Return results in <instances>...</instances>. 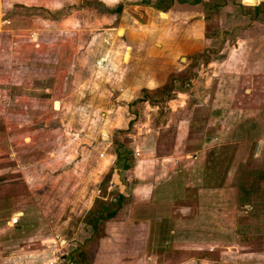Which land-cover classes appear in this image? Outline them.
<instances>
[{"label": "rangeland", "instance_id": "1", "mask_svg": "<svg viewBox=\"0 0 264 264\" xmlns=\"http://www.w3.org/2000/svg\"><path fill=\"white\" fill-rule=\"evenodd\" d=\"M98 1L0 0V264H65L70 251L89 240L92 228L85 219L87 203L97 187H102L100 196L105 195L118 169L114 165L103 171L102 151H112L113 145L107 146L114 136L123 137L119 130L132 118V131L126 135L139 141L154 134L157 123L163 134L158 152L168 155L176 144V120L190 119L197 130L191 135L194 138L201 132L216 134L214 124L221 125L234 110V99L243 106L252 97L245 102V118L253 116L249 107H257L256 114L258 107L264 111V44L257 42L252 53L241 54L242 60H233L232 55L220 65L213 60L208 66H196L200 78L188 88L192 92L188 97L175 92L161 110L148 102L140 105L138 114L128 112L127 102L136 97L127 88L129 76L138 67L144 78L147 75L148 68L142 69L147 66H140L141 55L158 57L161 50L170 59L171 69L186 70L190 54L200 50L208 41L206 35L217 28L219 13L207 20L198 3L202 0L176 2L170 10L157 0ZM242 22L247 23L246 17ZM169 71L166 67L162 73L165 76ZM251 79L255 81L247 97L244 87ZM220 88L226 92L218 94ZM172 100L187 101L175 118L169 105ZM225 123L227 127L231 124ZM214 142L218 161L212 166L217 175L213 174L211 184L218 185L230 178L227 168L236 148ZM189 143L181 148L196 147ZM172 183L181 186L183 181ZM217 194L225 197L222 191ZM224 208L217 209L207 227L211 235L217 233L210 240L216 243H207L210 238L206 241L208 246L216 245L211 258L264 264V228L255 232L256 220L248 210L242 209L236 218L233 210ZM13 214L21 216L17 226L9 225ZM237 224H250V228L237 234ZM117 231L111 229L113 234ZM122 236L91 243L89 259L123 264ZM244 244L238 251L231 247Z\"/></svg>", "mask_w": 264, "mask_h": 264}, {"label": "crops", "instance_id": "2", "mask_svg": "<svg viewBox=\"0 0 264 264\" xmlns=\"http://www.w3.org/2000/svg\"><path fill=\"white\" fill-rule=\"evenodd\" d=\"M207 1L209 0H202L199 4L203 6V3ZM225 1L227 5L219 10L218 16H215L217 27L227 30L239 26H245V28L231 42H225L219 53L221 57L215 59L217 65L225 63L232 55H234L233 60H242L243 52H247L249 55L257 42L264 44V0H257L256 4L247 3L253 0H247V2L244 0ZM243 17H246L247 23H241ZM255 19L257 21L253 22ZM135 21L137 20L135 19ZM253 33L256 36H253ZM210 42L211 40L208 39L204 45L202 43L201 49L208 46ZM262 50L264 55V48ZM160 51H158V57L146 54L139 58L140 66H147L142 69L148 68L145 78L139 73L140 67L129 76L130 85L127 88H130V92H135L134 99L140 95L143 89L155 90L162 87L167 81V76L182 72L175 68L171 69L172 66L168 62L170 59ZM134 56L135 53H133L135 62ZM166 67L170 71L164 76L162 70ZM250 71V77L255 79L252 76L255 73ZM252 79L244 87L247 97L254 85L255 80ZM224 82L225 80L222 81V83ZM219 91L218 94L226 92L221 88ZM181 96L188 97L187 93H179L178 97ZM249 100H252L251 96L247 98V101ZM245 102L242 106L237 100L232 101L231 109L234 110L230 111L223 121H220L221 125L217 122L214 124L217 133L212 136L204 135L201 132V136L198 134V137L191 138L192 133L197 131L194 123L185 117V119L176 120V144L173 153L168 155L158 152V145L163 134L158 132L160 127L157 126V123L152 129L154 134L145 135V138L142 137L139 141L132 139L135 145L130 146L134 156L131 168L116 169L113 174L114 179L117 170L119 171L121 185L116 184L115 179L112 180L111 184L106 186L104 196H100L102 187H97L87 203L86 217V214L92 212L97 215L113 213V217L105 223L103 236L93 244L104 243L109 238L123 235V264H239L234 260L228 262L224 260V257L219 260L211 258L210 253H214L216 245L209 244L208 246L207 243H216V241L210 240L211 238L214 240L217 233L212 232L211 235L207 232V227L210 218L213 219L217 209L225 210L226 206L233 210L232 214L234 213L236 218L241 217L242 209L248 210L254 218L252 220H256L254 223L255 232H260L264 228V111L262 112V108L258 107V114H256L257 107H249V109H253L250 112L253 116L247 115L248 118H245V114H243V110L247 108ZM128 104L129 101L126 108ZM169 105L172 117L175 118L178 109L187 107V101L172 100ZM229 121L231 124L227 127L225 122ZM164 127L167 129L169 126L167 124ZM229 128H231L230 131ZM138 135L136 134L134 137L137 138ZM216 138V141L220 142L219 146L234 144V148H236L229 160L231 165L227 168V178H230L225 181L222 179L218 185L211 184V177L213 174L217 175V168L212 167L218 161V152L213 148L216 147L214 142ZM189 140L191 141L189 144H196V147L192 146L188 150L181 148V145L184 144L183 147H185ZM241 145L246 147L240 148ZM107 147H112V144ZM242 151L243 155L239 154ZM102 152L101 166L104 167L103 171L108 172L115 165L117 155L113 149L111 152L106 149ZM136 153L138 155H135ZM195 156L196 159H194ZM193 165L195 168H192ZM180 179L183 181L181 186L171 184L172 181H180ZM240 181L245 182V187L250 191L248 200L243 204L239 201V191L235 187V185L238 188L242 186L239 184ZM193 190L194 193L191 194ZM225 190L228 191L225 193ZM221 191L225 197L218 196L217 193ZM207 192L211 193L207 194ZM179 193L181 196L178 195ZM191 195L193 196L191 197ZM250 210L253 211V215ZM85 219L87 220V218ZM90 227L92 232L89 233V238L94 233L93 226ZM122 227L123 232L119 231ZM219 228V226L216 227V229ZM248 228H250V224H239V226L237 224L234 230L237 229V234H242V229ZM111 229L116 231L118 229V231L113 234ZM243 237H246V234ZM220 245L223 246V244ZM231 247L238 251L244 249L245 244ZM227 248L230 249L229 246ZM97 263L99 264V262L91 260L89 264Z\"/></svg>", "mask_w": 264, "mask_h": 264}, {"label": "trees", "instance_id": "3", "mask_svg": "<svg viewBox=\"0 0 264 264\" xmlns=\"http://www.w3.org/2000/svg\"><path fill=\"white\" fill-rule=\"evenodd\" d=\"M160 1V5L162 7L167 8L166 10H169L172 6L176 4V2L186 4L188 1L185 0H157ZM169 1L168 7H166L165 3ZM199 1L198 3H200ZM98 4L103 3L102 1H98ZM227 5V2L224 0L223 4H220L217 0H209L207 2L203 3V11L207 14L206 19L210 20L212 19L217 12L219 13V10L222 7H225ZM242 5V4H241ZM244 6V5H243ZM101 7V6H100ZM162 7H159L162 8ZM164 14V13H162ZM254 18V16H252ZM257 21L256 19L253 20ZM252 23V22H251ZM245 28V26H239L232 29H220L219 27H213L212 33L210 35H206L208 39L211 40L208 46L200 50L199 52H194L190 54V62L191 64L187 65L185 68L186 70H183L180 73H172L170 74L167 83L163 85L162 87H159L155 90H148L143 89L140 93V95L132 100L128 105L127 109L128 112L132 114H138L139 107L142 104L150 103L152 106H158L161 110L162 104L166 100L173 99V95L175 92H181V93H189L188 88H191V85H193L195 79L200 78V74L195 70L196 66H208L210 63L214 62L215 59L220 58L221 55L219 54L224 46L226 41H232L235 39L242 31V29ZM215 57V59L213 58ZM214 60V61H213ZM178 89L180 91H178ZM185 89V91H183ZM209 92V91H208ZM161 93V97H157L156 94ZM166 99V100H165ZM138 110V111H137ZM132 124H133V118L130 122H128L127 127L125 129H120L119 133L123 135L121 136H114L112 145L115 154L117 155V161L115 162V166L118 167V169H129L132 166L134 156L132 148L130 147V144L132 142V139L129 138L126 134L128 132L132 131ZM231 163V161H230ZM242 185L239 191L238 186L235 185L237 190L239 191V201L241 204L243 202L248 200V196L250 191L248 188L245 187V182L240 181L239 183ZM234 187V186H233ZM113 217V213H104L103 215H95L93 212L88 214L87 222L93 226L94 233L92 237L89 238V240H86L84 244H78L77 248H73L68 257L67 262L65 264L71 263V264H89L90 263V255H89V247L91 243L98 241L103 236L104 232V226L105 223ZM101 224V226H100Z\"/></svg>", "mask_w": 264, "mask_h": 264}, {"label": "built area", "instance_id": "4", "mask_svg": "<svg viewBox=\"0 0 264 264\" xmlns=\"http://www.w3.org/2000/svg\"><path fill=\"white\" fill-rule=\"evenodd\" d=\"M215 140H217V138ZM135 155H138V153H136ZM194 159H196V156L194 157ZM20 220H21L20 216H18L16 214H13L12 217L10 218V220H9V225L10 226H17V225H19Z\"/></svg>", "mask_w": 264, "mask_h": 264}, {"label": "water", "instance_id": "5", "mask_svg": "<svg viewBox=\"0 0 264 264\" xmlns=\"http://www.w3.org/2000/svg\"><path fill=\"white\" fill-rule=\"evenodd\" d=\"M244 1L247 2V0H244ZM248 2L251 4H256L257 0L248 1ZM115 183L121 185V181L119 182V174L118 173L115 174Z\"/></svg>", "mask_w": 264, "mask_h": 264}]
</instances>
